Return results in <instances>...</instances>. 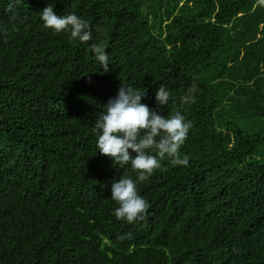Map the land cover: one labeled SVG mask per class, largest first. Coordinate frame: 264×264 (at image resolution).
<instances>
[{"label":"trees","instance_id":"16d2710c","mask_svg":"<svg viewBox=\"0 0 264 264\" xmlns=\"http://www.w3.org/2000/svg\"><path fill=\"white\" fill-rule=\"evenodd\" d=\"M48 5L89 22L107 73ZM121 84L191 122L188 165L138 183L132 223L110 186L136 173L93 131ZM0 264H264V0H0Z\"/></svg>","mask_w":264,"mask_h":264},{"label":"clouds","instance_id":"9594fccd","mask_svg":"<svg viewBox=\"0 0 264 264\" xmlns=\"http://www.w3.org/2000/svg\"><path fill=\"white\" fill-rule=\"evenodd\" d=\"M45 29L56 33L66 32L69 38L87 45L88 51L107 73L109 55L104 43H88L92 40L89 22L75 13L56 14L53 6H46L38 13ZM196 85L192 84L187 94L181 97L185 104L194 101ZM144 90L122 85L115 96L109 98L103 111L95 119L96 152L109 158L121 167L128 165L136 178L120 176L111 183L110 199L118 207L114 209L117 219L128 223L143 218L149 203L138 192V183L149 179L156 170H165L161 161L168 158L173 166H187L188 157L180 149L187 139L191 122L179 112L162 116L142 103ZM155 101L165 107L170 100V91L163 85L155 90ZM154 150L155 155L150 154Z\"/></svg>","mask_w":264,"mask_h":264}]
</instances>
